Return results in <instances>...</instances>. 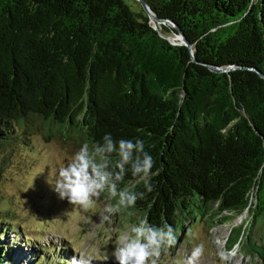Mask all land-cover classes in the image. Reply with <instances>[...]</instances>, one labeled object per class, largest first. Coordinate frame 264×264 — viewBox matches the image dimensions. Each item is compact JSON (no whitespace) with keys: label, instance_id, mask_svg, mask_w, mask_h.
<instances>
[{"label":"trees","instance_id":"16d2710c","mask_svg":"<svg viewBox=\"0 0 264 264\" xmlns=\"http://www.w3.org/2000/svg\"><path fill=\"white\" fill-rule=\"evenodd\" d=\"M145 1L191 49L138 0H0V176L39 132L77 146L140 138L155 188L122 215L171 224L177 248L198 220L247 214L227 248L263 263L264 0ZM8 223L0 264L53 263Z\"/></svg>","mask_w":264,"mask_h":264},{"label":"rangeland","instance_id":"374dc122","mask_svg":"<svg viewBox=\"0 0 264 264\" xmlns=\"http://www.w3.org/2000/svg\"><path fill=\"white\" fill-rule=\"evenodd\" d=\"M130 4L136 10L137 4ZM29 145H21L10 155L0 176V221L10 220V225H4L7 236L14 241L15 237L22 239L18 224L25 240L33 243L24 244L28 248L25 250L33 252L38 247L51 252L52 264L66 259L67 264H117L111 255L116 229L127 230L136 222H130L122 212L113 216L111 223L104 221V198L82 209L60 200L52 190L47 182L49 173L55 176L57 168L79 148L74 141L64 142L56 137L46 140L39 132L30 137ZM139 218L142 217L135 216L137 221ZM247 218L245 214L231 221H214L212 226L198 220L177 248L162 254L161 264H177L191 254L194 245L201 243L205 251L195 264H264L243 256L239 248H227L230 229Z\"/></svg>","mask_w":264,"mask_h":264},{"label":"clouds","instance_id":"9594fccd","mask_svg":"<svg viewBox=\"0 0 264 264\" xmlns=\"http://www.w3.org/2000/svg\"><path fill=\"white\" fill-rule=\"evenodd\" d=\"M154 164L142 139L117 140L105 133L99 140L82 142L57 168L55 176L49 173L47 182L60 200H67L73 207L88 209L104 198L107 202L102 219L111 223L113 216L135 207L137 201L154 191ZM129 174L134 185H142L143 190H136L133 184L124 185ZM116 232L111 255L117 264H161L162 254L177 244L176 230L167 222L157 225L139 218L127 230ZM204 251V244H196L191 254L177 264H195Z\"/></svg>","mask_w":264,"mask_h":264},{"label":"water","instance_id":"95a60500","mask_svg":"<svg viewBox=\"0 0 264 264\" xmlns=\"http://www.w3.org/2000/svg\"><path fill=\"white\" fill-rule=\"evenodd\" d=\"M140 2V4L142 5V7L144 8L145 12L149 15V17L154 21L157 22L159 24H170L172 25V27L177 30L179 32V35L174 36V39L168 38L170 41L173 42L178 40L180 43L185 44L187 47H189L190 49L192 48V46L189 44L188 40L186 39V37L184 36L183 32L175 25H173L170 21L166 20V19H160L158 18L150 9V7L148 6V4L146 3L145 0H138ZM213 72H223V69H219L217 67L214 66H210L209 67ZM232 69V68H231Z\"/></svg>","mask_w":264,"mask_h":264}]
</instances>
